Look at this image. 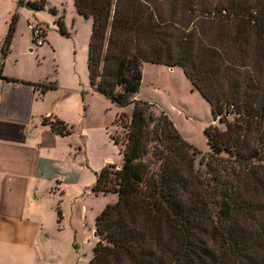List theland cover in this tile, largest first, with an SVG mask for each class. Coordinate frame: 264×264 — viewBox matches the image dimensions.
Listing matches in <instances>:
<instances>
[{"label": "trees", "instance_id": "1", "mask_svg": "<svg viewBox=\"0 0 264 264\" xmlns=\"http://www.w3.org/2000/svg\"><path fill=\"white\" fill-rule=\"evenodd\" d=\"M73 2L92 19L90 88L117 106L133 103L128 121L118 114L123 140L110 134L122 164L102 167L92 185L118 197L96 216L87 264H264V0ZM17 17L1 45L0 79L44 92L55 84L2 73ZM144 61L181 66L225 121L224 129L205 128L211 152L203 173L198 149L167 114L154 115L151 102L135 98ZM43 123L60 135L72 130L58 118Z\"/></svg>", "mask_w": 264, "mask_h": 264}, {"label": "crops", "instance_id": "2", "mask_svg": "<svg viewBox=\"0 0 264 264\" xmlns=\"http://www.w3.org/2000/svg\"><path fill=\"white\" fill-rule=\"evenodd\" d=\"M5 67V76L55 86L43 92L0 79V264H68L62 259L75 253L73 243L97 241L96 215L116 199V192H94L92 185L102 167L122 164L120 145L110 136L118 114L89 124V89L81 95L80 85L61 87ZM87 79L78 76L88 87ZM95 96L106 113L109 100ZM43 118H58L71 133L57 134ZM98 195L105 196L100 205Z\"/></svg>", "mask_w": 264, "mask_h": 264}, {"label": "rangeland", "instance_id": "3", "mask_svg": "<svg viewBox=\"0 0 264 264\" xmlns=\"http://www.w3.org/2000/svg\"><path fill=\"white\" fill-rule=\"evenodd\" d=\"M27 1L36 2V7L20 5L18 0H0V58L3 39L8 34L14 15L18 16L15 21V32L11 36L5 57V70L12 74L40 78L43 81L46 78L57 80L61 87L68 85L76 88L80 85L81 95L89 89V108L87 106L90 113L87 120L89 124L97 125L103 119H112L119 112H124L125 121H128L132 114L133 103L121 107L106 101L110 104V108L105 113L100 104L102 100L95 95L104 96L92 90L90 86L87 87V84L84 85L88 80L86 58L91 33V17L77 13L73 0H44L43 5L40 4L42 0H24L25 3ZM60 22L64 26L65 34L61 33ZM33 25H39L45 30L46 41L42 45H36L32 40ZM141 69V86L135 98L151 102L150 109L154 115H159L162 111L167 114L182 137L198 149L195 166L200 173H203L204 163L208 153L211 152L205 128L210 125L224 129L225 121L219 116L218 121L212 120L213 113L209 102L200 95L181 66L170 67L162 63L144 61ZM78 76H86L85 82L78 81ZM83 90L84 94H82ZM262 92L264 94V63ZM228 118L233 120L234 114L230 113ZM113 125V133H116L122 141L127 130L123 128L118 115ZM107 196L111 197V194ZM103 197L105 196L98 195V198L94 199L97 205H100ZM115 197L117 198L118 195L115 194ZM95 240V236H92L91 244L73 243L75 253L62 259V262L87 264L91 250L97 242Z\"/></svg>", "mask_w": 264, "mask_h": 264}, {"label": "built area", "instance_id": "4", "mask_svg": "<svg viewBox=\"0 0 264 264\" xmlns=\"http://www.w3.org/2000/svg\"><path fill=\"white\" fill-rule=\"evenodd\" d=\"M32 40L36 45L45 43V30L39 25L32 26Z\"/></svg>", "mask_w": 264, "mask_h": 264}, {"label": "water", "instance_id": "5", "mask_svg": "<svg viewBox=\"0 0 264 264\" xmlns=\"http://www.w3.org/2000/svg\"><path fill=\"white\" fill-rule=\"evenodd\" d=\"M218 119H219L218 116H215V115L212 116L213 121H218Z\"/></svg>", "mask_w": 264, "mask_h": 264}]
</instances>
